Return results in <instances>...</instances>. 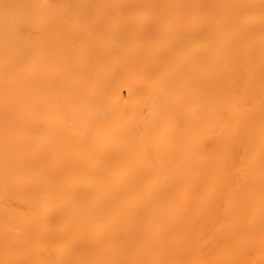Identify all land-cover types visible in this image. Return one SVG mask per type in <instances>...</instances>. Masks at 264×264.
<instances>
[{"label":"bare ground","instance_id":"obj_1","mask_svg":"<svg viewBox=\"0 0 264 264\" xmlns=\"http://www.w3.org/2000/svg\"><path fill=\"white\" fill-rule=\"evenodd\" d=\"M0 264H264V0H0Z\"/></svg>","mask_w":264,"mask_h":264}]
</instances>
